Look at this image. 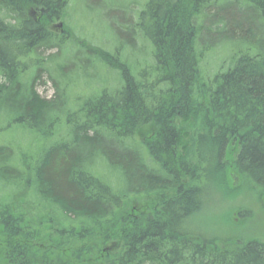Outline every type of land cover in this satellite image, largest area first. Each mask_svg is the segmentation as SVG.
<instances>
[{
    "label": "trees",
    "instance_id": "obj_1",
    "mask_svg": "<svg viewBox=\"0 0 264 264\" xmlns=\"http://www.w3.org/2000/svg\"><path fill=\"white\" fill-rule=\"evenodd\" d=\"M69 2L0 0L3 131L18 129L36 142L59 138L35 157L0 144V183L11 186L0 197V264H99L101 258L102 264H264V243L217 251L213 243L198 239L203 246L181 233L182 218L198 196L192 175L198 171L206 181L215 167L222 185L232 149L230 168L264 194V0H147L136 19L152 46L150 72L139 70L146 57L134 31L123 42L108 20L116 32L104 44L111 52L87 42L80 47L71 14L87 0H76L70 10ZM231 7L240 9L227 11ZM123 10L130 12L129 6ZM57 21L60 26L53 25ZM212 31L213 41L202 40ZM228 42L240 49L222 58L225 71L201 79L206 69L200 61ZM99 67L108 69L106 87L98 81ZM77 69L82 80L74 77ZM42 78L53 87L49 99L36 92ZM84 80L91 89L80 99L76 88L88 87ZM68 83L75 103L67 97ZM145 124L151 131L139 148L132 135ZM184 125L190 135L185 151ZM209 145L213 155L203 152ZM19 154L33 169L19 167ZM98 162L119 171L131 190L122 192L120 180L108 179ZM140 194L155 201L142 207L147 204L141 200L129 221L134 213L121 206ZM110 241H116L110 256L95 252Z\"/></svg>",
    "mask_w": 264,
    "mask_h": 264
},
{
    "label": "rangeland",
    "instance_id": "obj_2",
    "mask_svg": "<svg viewBox=\"0 0 264 264\" xmlns=\"http://www.w3.org/2000/svg\"><path fill=\"white\" fill-rule=\"evenodd\" d=\"M75 1L76 0H70L68 5L70 7L69 10L74 7ZM146 2L147 0H87L86 5L80 3L79 7L76 9V13L71 14V26L80 27V30L73 29L77 32V34L75 33L74 36L78 40V44L80 45V47L85 48V42L93 43L96 45H101L102 49L104 48L106 50L107 45H104L105 42H109L112 38L116 37V32L113 31L110 24H113L118 28L123 42H127V40L131 39L129 32V29H131L134 31L136 47L139 49V51L142 52L141 54L146 57V60L141 62L139 70H148L150 72L151 69L149 68H152L151 65L152 63H154L152 46L148 41L145 40V38L137 28L136 19V13L140 12L143 9ZM227 4L228 3H225L223 6H226ZM124 6H129V13L123 10ZM235 8L236 7H231L227 11H232ZM247 10L248 9L241 8L240 11ZM107 20L110 24L106 23ZM53 25L59 26L61 24L60 21H57ZM61 30V28L54 29V31L58 32L59 35ZM80 32L81 34H78ZM214 38V32L212 31V33L206 37L203 35L202 40L211 42L214 40ZM102 39L104 41L103 45L101 42ZM237 49L239 50L240 48L239 44H237L236 42H228L224 45L221 43L213 46L209 52L207 51L208 53L200 61V66H203L206 69L205 72H203V74L201 75V79L206 80V78H211L218 72H224L225 69L220 66L222 63V58L224 60V58L228 57L232 51H236ZM106 51L111 52L110 49H107ZM54 52L55 50L42 51L40 52V55L41 57L45 58L46 56L48 57L49 55H52ZM124 59L127 60L128 57L124 56ZM48 70L51 71L50 69ZM99 73L100 77L98 78V81L102 82L101 86L106 87V84L109 81L108 69L99 67ZM204 73H206L207 77L203 76ZM81 74L82 71L77 69L74 77L81 79ZM82 82H84L88 87L84 89H82V87L76 88V93L79 94L80 99H85L90 93L91 83L89 80H84ZM68 84L70 86V90L67 97L68 99H70V101L75 103V88H73L72 91L71 84ZM36 92L41 98L44 99H49L54 96L53 87L46 78H42L38 81V84L36 85ZM3 115V111H0V144L10 143L15 147H19L22 151L26 150L28 152H31L30 156L33 157L34 154H37V152L46 144H50L56 139H59L56 138L53 140L52 138L43 142L40 140L36 142L33 137H31V135L26 133L22 134L18 131V129L3 131V127L5 124ZM179 126H181V124H177V127ZM186 129L187 125H184L183 131L185 133H187ZM150 131V126L145 124L143 128H141V130L138 129L134 131L132 135L134 141L132 140L131 143H136L135 146L140 148V143L143 141L145 134ZM186 135L183 137V139L181 138L184 151L188 148L186 144L189 143L190 139V135L188 133ZM204 147H200V149L203 150ZM212 148L213 147L209 145L203 152L206 153L207 151L209 154L213 155L214 151L212 150ZM234 154L235 150L232 149V151L229 152L227 156H225L227 169L225 170V181L222 185H220L218 173L214 174L215 167H213L212 169L211 177H209L206 181L203 180L202 173L201 175L197 174L198 171H196L195 174L192 175L194 179L196 176V180H198V196L195 200L192 201V203L195 201L194 207L190 208L192 212L188 216L185 214L181 221V233L186 232L188 234H191L190 238L188 239L189 241H192L194 243L200 242L199 244H201L202 242L198 241V239H203L217 246V249H220L217 251H228L230 249L232 251H237L240 247L244 246L248 242L264 243V194H261L255 191L251 186H248V183H246L242 178L236 175V173L230 168L233 165ZM19 155V157L17 155L19 167L25 168L27 167V165L31 168L33 167L29 163L28 159L23 158L21 154ZM98 163L100 164L102 170H104L106 174L110 175L108 179L114 177L120 180L119 185L122 192L131 190L129 186L128 188L127 186H125L126 183L124 177L119 171L114 170L110 166H107L104 162ZM221 165L223 167L225 166V164L223 163ZM29 171L30 170L25 171L24 182H26L27 190L32 189L30 187L31 185L28 182L30 180L28 175ZM106 181L107 184L111 182L109 180ZM10 187L11 186L4 187L0 183V197L5 196ZM114 187L117 186L114 185ZM17 193L18 190L12 192V195L15 196V200L18 198ZM154 199L155 197L153 195H149L146 197L142 196V194H140V196L129 195L122 204L120 211L128 209L131 213L133 212L134 216H131L130 218L124 217V219L126 218L127 220L133 219L136 216V213L139 211V205H143V201L141 200H144V203L147 204L146 206L142 207H147L153 204ZM45 204L48 205L49 203L45 202ZM156 205L158 204L156 203ZM119 212L117 213V219L120 216ZM50 213L51 212H49V214ZM49 223L54 225V222L52 221H50ZM111 237H113V235ZM213 244H208L205 247L209 250H214L211 248L213 247ZM115 246L116 241H110V243L108 242L107 244L102 243L101 246L97 247L95 252L101 251L104 252V254H101V256H104L105 254L110 256L112 250L109 251V248L113 247L114 250ZM101 260L102 258L100 259V261ZM100 261L98 263L102 264V261Z\"/></svg>",
    "mask_w": 264,
    "mask_h": 264
},
{
    "label": "bare ground",
    "instance_id": "obj_3",
    "mask_svg": "<svg viewBox=\"0 0 264 264\" xmlns=\"http://www.w3.org/2000/svg\"><path fill=\"white\" fill-rule=\"evenodd\" d=\"M54 51V50H53Z\"/></svg>",
    "mask_w": 264,
    "mask_h": 264
}]
</instances>
